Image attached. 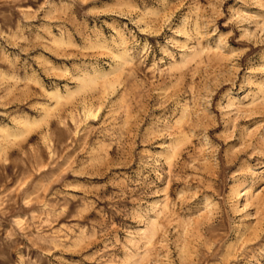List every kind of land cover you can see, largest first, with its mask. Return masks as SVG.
<instances>
[{
	"label": "rangeland",
	"instance_id": "374dc122",
	"mask_svg": "<svg viewBox=\"0 0 264 264\" xmlns=\"http://www.w3.org/2000/svg\"><path fill=\"white\" fill-rule=\"evenodd\" d=\"M0 264H264V0H0Z\"/></svg>",
	"mask_w": 264,
	"mask_h": 264
}]
</instances>
